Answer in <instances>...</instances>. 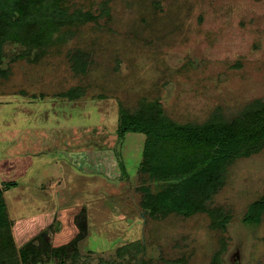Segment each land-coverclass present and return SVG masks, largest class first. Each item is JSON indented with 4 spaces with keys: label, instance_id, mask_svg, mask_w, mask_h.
<instances>
[{
    "label": "rangeland",
    "instance_id": "rangeland-1",
    "mask_svg": "<svg viewBox=\"0 0 264 264\" xmlns=\"http://www.w3.org/2000/svg\"><path fill=\"white\" fill-rule=\"evenodd\" d=\"M68 6L91 15L71 27V38L61 35L37 63L6 44L0 64L7 72L0 76V159L24 157L3 162L12 172L0 177L15 182L0 188L19 263L210 264L221 253L223 264H264V211L248 219L264 196V148L227 165L209 203L231 218L221 230L207 214L145 213L140 189L151 181L139 169L147 137L119 134L120 108L133 112L143 99L158 100L177 124L232 118L264 99V0ZM77 52L85 54L83 71L74 68ZM75 89L80 98L64 97ZM93 154V166L101 165L90 172L81 157Z\"/></svg>",
    "mask_w": 264,
    "mask_h": 264
},
{
    "label": "trees",
    "instance_id": "trees-1",
    "mask_svg": "<svg viewBox=\"0 0 264 264\" xmlns=\"http://www.w3.org/2000/svg\"><path fill=\"white\" fill-rule=\"evenodd\" d=\"M72 1L0 0V64L4 60L6 44H13L24 51L19 58L37 63L52 45L61 43V35L71 38V27L86 22L91 16L82 9L70 12L72 8L68 3ZM102 5L107 12L106 3ZM84 56L81 52L73 56L74 68L85 69ZM2 75L7 76V72L0 68ZM82 95L81 89H75L64 97L73 101ZM127 132L147 137L139 169L143 179L151 181L140 189L144 212L154 216L175 211L186 218L207 214L212 224L223 230L230 216L220 208H211L209 203L220 191L224 171L231 160L264 148V99L247 104L232 118L214 114L202 124H177L165 116L158 100L147 102L143 99L133 112L120 108L119 134L123 136ZM1 182L4 189L15 185L8 178ZM152 185L157 192H150ZM263 211L264 196L253 205L248 219H260ZM11 239V221L0 188V264H20L14 246L8 242ZM127 249V246L120 247L117 254ZM102 264L113 263L108 260ZM210 264H223L221 253H217Z\"/></svg>",
    "mask_w": 264,
    "mask_h": 264
},
{
    "label": "flooded vegetation",
    "instance_id": "flooded-vegetation-1",
    "mask_svg": "<svg viewBox=\"0 0 264 264\" xmlns=\"http://www.w3.org/2000/svg\"><path fill=\"white\" fill-rule=\"evenodd\" d=\"M94 155V157H91V158H88V156L87 155H84L83 157H81V158H83V161L86 163V164H88L87 166L89 167L90 166V168H92V169H89V171L90 172H92L93 170H95L97 167H99L101 164L100 163H97L96 164V167L95 166H93V162L96 160V157H97V155L96 154H93ZM74 158V156H72V158H71V160H74L73 159ZM9 163V164H11L12 165V161L11 160H5V159H0V177L2 176V178L3 177H7L9 174H7V173H11V172H6V170H3L2 169V163ZM24 162V160L22 161H20V164H22ZM90 162V163H89ZM95 165V164H94ZM79 166V165H78ZM80 168H81V166H79ZM98 169V168H97ZM99 170V169H98ZM1 180L2 179H0V182H1Z\"/></svg>",
    "mask_w": 264,
    "mask_h": 264
},
{
    "label": "crops",
    "instance_id": "crops-1",
    "mask_svg": "<svg viewBox=\"0 0 264 264\" xmlns=\"http://www.w3.org/2000/svg\"><path fill=\"white\" fill-rule=\"evenodd\" d=\"M27 158H29V157H27ZM13 160H15V159L13 158L11 161L13 162ZM18 164H20V160L17 161V165H18ZM42 215H43V214H42ZM37 217H41V215H40V216L38 215ZM37 217H35L34 219H37ZM58 219H59V218H58Z\"/></svg>",
    "mask_w": 264,
    "mask_h": 264
}]
</instances>
